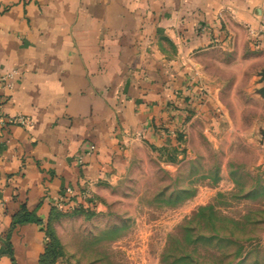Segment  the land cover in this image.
I'll return each mask as SVG.
<instances>
[{
  "label": "crops",
  "instance_id": "1",
  "mask_svg": "<svg viewBox=\"0 0 264 264\" xmlns=\"http://www.w3.org/2000/svg\"><path fill=\"white\" fill-rule=\"evenodd\" d=\"M214 49L264 68V0H0V101L32 122L0 125V264H39L67 188L100 209L144 155L214 113ZM250 85L264 96V73ZM254 128L264 146V119ZM24 211L38 221L15 223Z\"/></svg>",
  "mask_w": 264,
  "mask_h": 264
},
{
  "label": "rangeland",
  "instance_id": "2",
  "mask_svg": "<svg viewBox=\"0 0 264 264\" xmlns=\"http://www.w3.org/2000/svg\"><path fill=\"white\" fill-rule=\"evenodd\" d=\"M241 58L205 54L214 113L188 114L189 128L165 138L158 160L144 155L100 209L51 213L55 264H264V146L252 131L264 96L250 85L264 68Z\"/></svg>",
  "mask_w": 264,
  "mask_h": 264
},
{
  "label": "built area",
  "instance_id": "3",
  "mask_svg": "<svg viewBox=\"0 0 264 264\" xmlns=\"http://www.w3.org/2000/svg\"><path fill=\"white\" fill-rule=\"evenodd\" d=\"M11 75H0V87H10L11 83L9 82L8 78H10ZM5 124H18L21 125L25 128H29L32 125V122L25 117L22 114L19 115H14V116H9L6 115L3 111L2 103L0 101V125H5ZM95 150V146L93 144H86L82 148V152L84 153H91ZM79 161H81V155L79 157ZM73 191L71 188H67L65 196L61 198L60 203L58 206L60 208H71L74 207V204L71 202L70 196L72 195ZM80 199L82 204H85L86 206H94L93 201L89 199L88 195L86 192L80 193Z\"/></svg>",
  "mask_w": 264,
  "mask_h": 264
},
{
  "label": "trees",
  "instance_id": "4",
  "mask_svg": "<svg viewBox=\"0 0 264 264\" xmlns=\"http://www.w3.org/2000/svg\"><path fill=\"white\" fill-rule=\"evenodd\" d=\"M53 212L54 211H52L51 213H53ZM51 213H50V215H51ZM50 215H49V217H50ZM49 217H48V220H49ZM33 220L38 221V219H36L32 213H28L26 211L19 213L14 218L15 223H22V222L33 221ZM47 222H46L44 228H45V231L47 233L48 239H47V242L45 244L44 251L40 254L39 264H55L56 259L58 257V253H59L57 238L54 236L53 233H50L48 235V232L46 229ZM49 236H50V239H49Z\"/></svg>",
  "mask_w": 264,
  "mask_h": 264
}]
</instances>
